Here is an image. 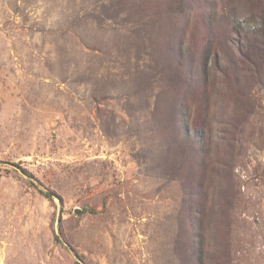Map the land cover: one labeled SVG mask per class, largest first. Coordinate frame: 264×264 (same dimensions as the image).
<instances>
[{
	"label": "rangeland",
	"instance_id": "obj_1",
	"mask_svg": "<svg viewBox=\"0 0 264 264\" xmlns=\"http://www.w3.org/2000/svg\"><path fill=\"white\" fill-rule=\"evenodd\" d=\"M264 0H0V264H264Z\"/></svg>",
	"mask_w": 264,
	"mask_h": 264
},
{
	"label": "trees",
	"instance_id": "obj_2",
	"mask_svg": "<svg viewBox=\"0 0 264 264\" xmlns=\"http://www.w3.org/2000/svg\"><path fill=\"white\" fill-rule=\"evenodd\" d=\"M262 17H264V14L262 15Z\"/></svg>",
	"mask_w": 264,
	"mask_h": 264
}]
</instances>
